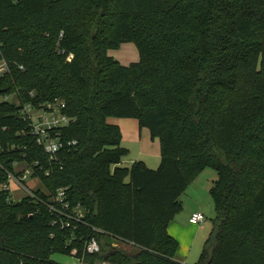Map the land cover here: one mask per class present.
<instances>
[{
  "label": "trees",
  "instance_id": "trees-1",
  "mask_svg": "<svg viewBox=\"0 0 264 264\" xmlns=\"http://www.w3.org/2000/svg\"><path fill=\"white\" fill-rule=\"evenodd\" d=\"M125 42L140 53L129 65L110 55ZM0 61V185L23 160L8 152L16 143L50 169L37 173L41 200L66 188L86 210L62 229L45 205L0 189V264L80 257L92 236L101 252L91 264H185L168 225L206 168L218 173L216 218L196 264H264V0H0ZM54 100L71 118L63 138L77 141L60 163L17 134L22 105ZM111 117L135 118L160 140L157 169L123 164Z\"/></svg>",
  "mask_w": 264,
  "mask_h": 264
},
{
  "label": "built area",
  "instance_id": "built-area-1",
  "mask_svg": "<svg viewBox=\"0 0 264 264\" xmlns=\"http://www.w3.org/2000/svg\"><path fill=\"white\" fill-rule=\"evenodd\" d=\"M63 33H61L62 35ZM8 70L6 61H0V77ZM10 99V97H7ZM19 104V101L16 100ZM66 104L64 101L54 100L38 105L27 103L22 105L21 116L27 125L20 129L17 134L23 137L34 138L37 144L43 148L48 154L50 163H60L59 153L62 149L70 148L76 145L75 140H66L63 138L62 132L67 127L71 118L65 113ZM8 152L19 151L23 160L15 159L13 161V170L7 171L8 179L0 185V189L8 193V200L14 202L12 194L19 190L24 193V197L29 196L35 200L36 204L45 205L51 216L52 225H60L62 229L77 228L78 224L84 223L86 210L79 204L72 206L66 197V188H59L47 201L41 200L37 195V191L42 188V182L37 175L39 171H44L49 175L50 169L44 168L39 160L28 161L27 155L23 151L26 146H20L16 143L8 145ZM6 151V148L0 142V152ZM0 169H4L0 161ZM21 198V199H22ZM20 200V199H19ZM17 201V200H15ZM205 221V214L201 211L194 212L189 218L190 224L198 225ZM94 230H99L93 227ZM101 231V230H99ZM101 252V244L99 240L92 236L84 245L83 255L75 256L76 251H72V255L78 259V264H91L86 259L87 255H94ZM93 264H113L107 260L95 261Z\"/></svg>",
  "mask_w": 264,
  "mask_h": 264
},
{
  "label": "rangeland",
  "instance_id": "rangeland-1",
  "mask_svg": "<svg viewBox=\"0 0 264 264\" xmlns=\"http://www.w3.org/2000/svg\"><path fill=\"white\" fill-rule=\"evenodd\" d=\"M110 55L115 57L124 65H129L140 59L139 49L133 42L122 43L119 48L110 50ZM11 100L14 99L11 98ZM120 120L133 121L137 124V120L134 118L111 117L109 121L112 123L114 121L120 122ZM115 124L119 125L118 123ZM139 130L140 128H138L137 132L132 134V138H130L127 142L126 140L125 142L123 141V146L127 149V153L123 158V164L130 167L133 162L144 160L149 168L157 169L161 162L160 140L158 138H153L151 133H145L144 136ZM142 153L146 155V158L144 156L140 157ZM217 176L216 170L207 168L191 184L188 185L185 193L180 198L183 209L178 215L184 216L185 211L188 209L195 210L198 208L205 214L204 222L198 225L191 224L194 229L191 235L192 239L191 242H189L188 247H180L179 256L185 260L186 264H196L200 260L204 252L206 242L213 233L216 209L210 194V189L216 181L215 179ZM12 195V199L15 201L21 199L24 196V193L16 190ZM183 219L187 222L188 216ZM114 245L128 250L132 249L131 245L122 242H115ZM182 251L183 253H181ZM52 260V264H78V259L70 254L55 253L52 255Z\"/></svg>",
  "mask_w": 264,
  "mask_h": 264
},
{
  "label": "crops",
  "instance_id": "crops-1",
  "mask_svg": "<svg viewBox=\"0 0 264 264\" xmlns=\"http://www.w3.org/2000/svg\"><path fill=\"white\" fill-rule=\"evenodd\" d=\"M109 120H110V118L108 119V121ZM114 122L119 124L118 126H120V128H121L122 136H123L122 141H124V142H125V140L127 142L130 138H132V134L135 133V132H137L138 128H140L139 131L144 136H145V133H150V130L147 127H140V124H139L138 120H137V124H135V122H133V121H122V120H120V122L119 121H114ZM114 122H112V124H115ZM145 131H147V132H145ZM133 138H135V137H133ZM141 156H144L146 158V155L144 153H142L140 155V157ZM143 162H145V161L143 160ZM206 169H204L199 175H201ZM217 175H218V173H217ZM217 178H218V176H217ZM198 211H201V210H199V208L198 209H195V210L188 209L187 211H185L184 216H181V215H178L177 214L174 217V219H172L170 221V223L168 225V231H169V233L173 237H175L178 240V242H179L178 260H180L183 263H185V260L182 259V257L179 256V250H180V247L181 248L183 246L184 247H188L189 242H191V239H192V236L191 235L193 233L194 227H193V225L190 224L189 218L192 215V213L198 212ZM186 216H188V221L187 222H186V220L183 219ZM196 236H197V234H196ZM181 253H183V251Z\"/></svg>",
  "mask_w": 264,
  "mask_h": 264
}]
</instances>
